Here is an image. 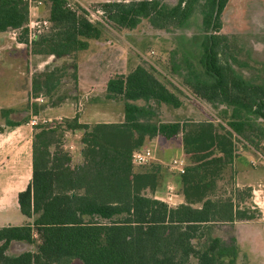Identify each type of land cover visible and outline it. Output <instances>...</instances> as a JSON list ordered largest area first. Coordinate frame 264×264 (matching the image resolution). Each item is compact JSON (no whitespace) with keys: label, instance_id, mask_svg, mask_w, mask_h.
I'll return each instance as SVG.
<instances>
[{"label":"trees","instance_id":"obj_1","mask_svg":"<svg viewBox=\"0 0 264 264\" xmlns=\"http://www.w3.org/2000/svg\"><path fill=\"white\" fill-rule=\"evenodd\" d=\"M199 1L205 2L201 63L213 82L187 84L212 106L230 108L227 123L155 121L147 107L132 102L154 100L180 108L183 101L176 92L143 65L111 78L106 98L125 101V122L91 127L77 117L69 121L70 130L86 131L82 165L72 167L70 155L60 150L58 127H36L32 180L18 196L21 213L33 223L0 228V264H239L237 238L214 236L213 226L252 221L260 212L247 205L251 188L234 186L247 201L221 199L217 190L238 157L237 140L256 151L264 142V127L258 124L264 122V84L250 82L232 67L236 59L229 56V39L222 34L230 0H179L172 8L162 0L108 2L101 5L104 21H92L84 9L74 11L65 0H52V32L33 44L40 46V54L65 58L102 39L105 25L129 31L145 21L162 29L182 27ZM29 19L22 0H0V32L22 29ZM72 67L77 72V63ZM44 77L42 87L34 88L37 94L43 88L50 94L60 84L56 69ZM180 135L190 160L181 175L186 203L172 208L146 194L158 189L160 167L135 171L132 156L147 139ZM35 234L42 240L37 252L9 254L13 242L34 244Z\"/></svg>","mask_w":264,"mask_h":264},{"label":"rangeland","instance_id":"obj_2","mask_svg":"<svg viewBox=\"0 0 264 264\" xmlns=\"http://www.w3.org/2000/svg\"><path fill=\"white\" fill-rule=\"evenodd\" d=\"M66 6L74 11L78 8L84 9L88 18L92 21H102L101 5L108 2H131L140 0H65ZM164 5L172 8L179 3V0H162ZM51 3L45 7L33 11L32 19L50 21ZM99 10V11H98ZM205 12V2L199 1L194 5V10L182 27H169L166 29L153 26L149 21L143 22L139 30L129 31L124 29H116L106 26L105 35L102 39L104 42L113 41L127 49V56L131 55L137 59L136 64L143 65L166 84L172 91L176 92L184 102L189 118L187 120L202 122L213 121L216 124L225 125L230 118L232 110L226 106H212L207 101L199 97L193 89L187 84L188 81L201 79L208 83L213 82V77L207 72L202 65L203 58V41L205 31L203 25V17ZM104 21V20H103ZM30 24V19L29 23ZM28 24L17 31L11 32L17 39L25 41L30 34ZM53 25L51 22L41 29L33 28V33L37 34L35 41L40 40L52 32ZM222 34L229 39V56L234 57L236 62L231 61L235 72L255 84H264V0H230L227 9L223 15ZM33 54H29V49L24 47L17 52L20 53L19 58L14 64V89L0 90V124H7L10 128H14L18 124H29V127H58L60 133L59 145L60 150L72 156V165L80 166L82 164L83 138L84 130H77L71 133L70 122L75 111L85 110L96 119L102 120L103 114L107 115L111 107H102L100 103H89L90 108L86 107L88 103L81 107L80 100L84 97L80 92L77 82L74 66L78 61V54H72L65 58H51L50 71L58 70L60 84L58 88L50 94L46 90H42L37 94L34 88L41 86L45 80L44 75L49 72L38 69V64L44 59L42 54L38 53L39 45L33 44ZM46 59V57H45ZM139 62V63H138ZM120 67V66H119ZM115 77V76H114ZM101 93V91H99ZM96 93V92H91ZM85 99V98H83ZM89 100H92L88 98ZM86 100V99H85ZM87 101V100H86ZM155 115L152 118L155 121L162 122L163 119H171V116L163 114V107L157 102H147L145 105ZM168 109V108H167ZM117 110V108H114ZM103 111V112H102ZM117 112V111H116ZM70 121V122H69ZM258 124L264 127V122L259 120ZM96 124H91L94 127ZM6 128V127H5ZM36 132V128L34 129ZM177 143V141H176ZM238 157H242L244 152L251 151L257 164L264 168L261 163V154L264 157V142L260 145L257 153L250 146L243 145L242 142H236ZM174 145L171 152L165 153L163 156L157 151L159 158L165 157L168 163L173 157L181 155V150L176 149ZM162 159V158H161ZM190 165L189 157H184V166ZM161 167V166H159ZM165 167V168H164ZM135 171L142 170L143 167H134ZM145 168V167H144ZM168 171L166 165L163 166L162 175ZM169 172V171H168ZM161 175V177H162ZM246 189V188H245ZM244 192V191H243ZM242 193V192H241ZM146 194L153 196L151 191ZM235 197L236 201L246 200V195L235 194L233 185V173L231 170L225 172L222 180L219 182L217 197L227 199ZM246 203V202H245ZM243 205V204H242ZM252 207L251 204H247ZM253 210H256L252 207ZM258 217V221L254 224L258 225L262 244L258 246L259 240L257 234L251 227H248L247 221L231 224H217L213 226L212 233L214 236L229 240L235 236L240 247L239 264H264V219L263 213ZM27 218L18 208V202L14 199L12 202L0 201V224H13L16 226L23 225ZM29 223H33L30 220ZM36 233V232H35ZM35 238L38 234H35ZM42 240L40 236L36 238L34 244L29 243H13L10 246L9 254L19 255L26 251L37 252ZM197 243V241L195 242ZM259 247H261L259 249ZM72 264H82L76 260Z\"/></svg>","mask_w":264,"mask_h":264},{"label":"crops","instance_id":"obj_3","mask_svg":"<svg viewBox=\"0 0 264 264\" xmlns=\"http://www.w3.org/2000/svg\"><path fill=\"white\" fill-rule=\"evenodd\" d=\"M37 10L39 9H34L33 11L36 12ZM30 20H32V15L30 16ZM13 31L15 32L17 30ZM13 31L9 30L6 32H0V90L14 89V64H19V62H15V59L20 56V53L17 52V50L26 47L29 49V54H33L34 46L33 44L30 45L29 39H27V41L19 40L14 35H11V32ZM102 39L90 41L89 49L78 54L76 82L80 92L84 96L83 98L87 100L86 101L82 98L79 102V106L82 107L85 102V104L88 103L86 107L90 108L94 105L89 103H100L98 102L100 99L101 102L105 101L102 103V107L109 108L110 106L111 110L108 111L107 115L103 114L102 120L96 119L99 117H94V115L85 112L84 109L75 111L74 115L71 117L72 120L77 117L79 123L84 125L125 122V101L122 99L108 100L106 98L107 85L109 80L114 76H127L139 66L136 64L137 59L132 55L130 57L127 56V49L116 42L110 40L104 42ZM42 55L44 59L38 64L39 70L44 68V70L47 68L49 69L51 66H49V60L51 58L58 59L55 56ZM99 91H101V93ZM91 92L96 93L90 94ZM88 98L92 100H89ZM149 102L152 103L156 101L151 100ZM132 103L138 106H145L147 104L145 100H137ZM160 105H162L164 109L163 114L172 117L171 119H163L162 123H183L185 118H189V115H184L187 114L184 102L180 108H174L164 103H161ZM114 108H117V110H114ZM29 126V124H18L14 128H10L7 124H0V201L12 202L15 199L18 202L19 194L26 190L32 180L33 140L36 134V131L34 130L36 127ZM76 131L72 130L71 133H75ZM174 145L177 146L176 149H178V151L181 150V155L173 157L168 163L165 162V157H161V159L157 156V151L160 152L161 156H163V151L165 153L171 152L170 149H173ZM143 149H151L156 157V162L153 166H161L159 168V187L153 193L152 197L167 203L172 208L185 204L186 199L181 186V175L183 174L170 167L173 160H179L183 163L184 157L186 156L188 158L184 152L182 136L180 135L171 140H167L162 136L147 139L144 146L140 148V150ZM249 149L253 148L250 147ZM253 150L257 153L255 149ZM257 154L262 160L261 163H264V157L259 153ZM81 160L83 164V155ZM257 163L258 162L255 160L252 152L246 151L242 157L240 156L236 158L231 172L233 173V185L237 189H252V198L247 201V204H251L253 208L260 212V214L262 212L264 215V168ZM164 165H166V169H168L169 172L166 171L162 175ZM72 167L75 166L72 165ZM263 219L264 216L259 220L262 221ZM255 221H258V219L247 221L250 223L247 225L255 231L258 239H260L258 243L259 246L262 244L263 240L260 238V229L258 225L254 224ZM29 222L30 219L27 218L23 225L28 224ZM8 225L13 224H0V228ZM13 243L26 244L27 242ZM260 248L261 247H259V249Z\"/></svg>","mask_w":264,"mask_h":264},{"label":"built area","instance_id":"obj_4","mask_svg":"<svg viewBox=\"0 0 264 264\" xmlns=\"http://www.w3.org/2000/svg\"><path fill=\"white\" fill-rule=\"evenodd\" d=\"M52 0H22L25 4H27L29 8L30 16L33 14L34 9H40L45 7L47 4L51 3ZM69 8V7H68ZM50 21L48 20H30V24H28V28H30V34L28 36V39L30 41V45L33 44L35 41L34 38L37 37V34L33 33V28H36L41 31L42 28L48 25ZM156 162V157L154 155V152L151 149H137L134 151L132 156V163L135 167H148L153 165ZM171 169H174L181 174H184L186 171V167L184 166V162L179 160H173L171 164ZM255 209V208H254Z\"/></svg>","mask_w":264,"mask_h":264}]
</instances>
